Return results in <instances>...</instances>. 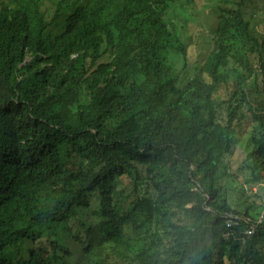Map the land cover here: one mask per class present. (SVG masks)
<instances>
[{"label": "trees", "instance_id": "obj_1", "mask_svg": "<svg viewBox=\"0 0 264 264\" xmlns=\"http://www.w3.org/2000/svg\"><path fill=\"white\" fill-rule=\"evenodd\" d=\"M63 1L0 0V264H72L58 225L73 264H264L218 184L248 117L228 188L264 186V0H217L192 68L180 0Z\"/></svg>", "mask_w": 264, "mask_h": 264}, {"label": "rangeland", "instance_id": "obj_2", "mask_svg": "<svg viewBox=\"0 0 264 264\" xmlns=\"http://www.w3.org/2000/svg\"><path fill=\"white\" fill-rule=\"evenodd\" d=\"M199 1L200 0H196V3L194 2L193 4L189 0H180L174 6V13H176V17L175 19H172L173 23L180 29V32L182 31L181 36L187 46L186 63L190 68L194 66H202L208 53L213 50L214 44L210 41L211 36L209 33L208 23L214 21L213 19L219 11L217 8V0H202L201 6L203 12H198L196 5ZM190 6H193L191 10H189ZM171 63L177 69H180L182 61L178 57H172ZM189 77L190 75L188 74V77L186 78ZM183 83H185L184 79ZM231 84L232 82H229L227 87L221 88L218 94L220 98H226L229 95L232 86ZM253 128V123L247 117L244 119L241 127L237 129L233 152L223 158V165L224 167H227L226 174H234L237 172L238 167L245 158L246 141L252 133ZM226 174L223 171V174L219 175L218 184L221 186V191H226L227 196L229 197L228 201L232 207L245 209L249 204H264L263 185L256 183L250 184L243 187L244 191L241 192V189H237L238 186L232 181L233 179L229 178ZM239 181L242 182L243 177L239 176ZM233 185H236L237 187L228 188ZM89 219L92 221L94 220L92 217H89ZM75 223L76 221L73 219L70 224L73 226ZM56 232L61 239L65 240L64 243L71 254L70 260L78 258L81 254L78 244L79 242L76 239H73L70 235H66L64 226L58 225Z\"/></svg>", "mask_w": 264, "mask_h": 264}, {"label": "clouds", "instance_id": "obj_3", "mask_svg": "<svg viewBox=\"0 0 264 264\" xmlns=\"http://www.w3.org/2000/svg\"><path fill=\"white\" fill-rule=\"evenodd\" d=\"M77 1V3H79V0H64L63 2L64 3H67V4H72V3H74V2H76ZM173 5H172V7H171V10H170V12L173 10ZM66 246V245H65ZM67 247V246H66ZM79 247H80V245H79ZM81 251V250H80ZM68 252H69V250H68ZM70 253V252H69ZM71 255V254H70ZM64 262H67V263H73L74 262V259H71L70 260V258H67V257H65V259H64Z\"/></svg>", "mask_w": 264, "mask_h": 264}, {"label": "built area", "instance_id": "obj_4", "mask_svg": "<svg viewBox=\"0 0 264 264\" xmlns=\"http://www.w3.org/2000/svg\"><path fill=\"white\" fill-rule=\"evenodd\" d=\"M259 220H260V219H259ZM227 226H228V227H230V226H231V221H228V223H227ZM251 232H252V230H251V229H250V230H246V231H245V233H246V234H251Z\"/></svg>", "mask_w": 264, "mask_h": 264}]
</instances>
